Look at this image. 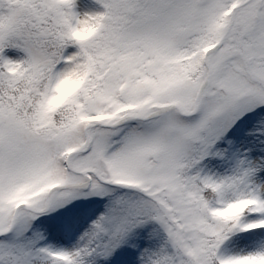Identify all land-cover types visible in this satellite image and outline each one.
Returning a JSON list of instances; mask_svg holds the SVG:
<instances>
[{
  "label": "snow or ice",
  "instance_id": "6c2138e0",
  "mask_svg": "<svg viewBox=\"0 0 264 264\" xmlns=\"http://www.w3.org/2000/svg\"><path fill=\"white\" fill-rule=\"evenodd\" d=\"M0 0V264H264V0Z\"/></svg>",
  "mask_w": 264,
  "mask_h": 264
},
{
  "label": "trees",
  "instance_id": "16d2710c",
  "mask_svg": "<svg viewBox=\"0 0 264 264\" xmlns=\"http://www.w3.org/2000/svg\"><path fill=\"white\" fill-rule=\"evenodd\" d=\"M76 3V9L80 14L103 11L102 6L97 3V0H76Z\"/></svg>",
  "mask_w": 264,
  "mask_h": 264
},
{
  "label": "rangeland",
  "instance_id": "374dc122",
  "mask_svg": "<svg viewBox=\"0 0 264 264\" xmlns=\"http://www.w3.org/2000/svg\"><path fill=\"white\" fill-rule=\"evenodd\" d=\"M76 5H77V3H76ZM78 13H80L77 9H75Z\"/></svg>",
  "mask_w": 264,
  "mask_h": 264
}]
</instances>
